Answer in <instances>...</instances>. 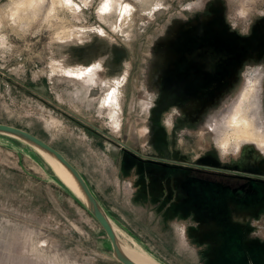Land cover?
I'll use <instances>...</instances> for the list:
<instances>
[{
    "label": "rangeland",
    "instance_id": "374dc122",
    "mask_svg": "<svg viewBox=\"0 0 264 264\" xmlns=\"http://www.w3.org/2000/svg\"><path fill=\"white\" fill-rule=\"evenodd\" d=\"M214 20L254 42L230 64L228 93L215 87L199 108L161 116L166 141L153 150L161 54ZM251 74L264 122V0H0V123L58 150L119 237L161 264H264V183L177 171L199 164L264 177V148L222 147L216 131ZM0 264H120L51 162L2 134Z\"/></svg>",
    "mask_w": 264,
    "mask_h": 264
},
{
    "label": "flooded vegetation",
    "instance_id": "af4514ba",
    "mask_svg": "<svg viewBox=\"0 0 264 264\" xmlns=\"http://www.w3.org/2000/svg\"><path fill=\"white\" fill-rule=\"evenodd\" d=\"M183 31L177 35L179 38L175 36L168 44L172 54H168L166 50L161 54L164 56L163 63L159 68L154 88L155 100L153 107L149 109L148 116V125L151 130L147 135V141L150 143L149 148L153 150L166 141L164 134L166 130L160 123L162 122L161 116L172 107L178 108V105H180V110L185 112L199 108L201 104L199 96L211 94L215 87L220 91L221 86V90L225 89L228 93L231 90L230 72H228L230 64L245 53L254 42L249 37H241L237 32L223 27L215 20L196 24ZM170 122L176 123V121ZM91 127L96 126L91 125ZM92 131L111 143H114V140L119 141L104 136L100 130L96 131L93 128ZM116 145L119 146V144ZM122 150L130 152L126 148ZM129 154L137 159L133 153ZM145 159L149 163L153 162L162 166L174 165L171 163L173 161L169 162L160 157ZM203 159H200L201 162H205ZM178 167L185 172L236 176L264 183V177L255 173L209 170L207 166L199 164L192 166L181 164Z\"/></svg>",
    "mask_w": 264,
    "mask_h": 264
},
{
    "label": "bare ground",
    "instance_id": "6f19581e",
    "mask_svg": "<svg viewBox=\"0 0 264 264\" xmlns=\"http://www.w3.org/2000/svg\"><path fill=\"white\" fill-rule=\"evenodd\" d=\"M246 77L248 80H251L248 81L249 84L246 87L242 88L241 100L236 105L229 106L225 109L223 118H221L216 126L218 133L221 130V137L219 136L220 139L218 142L222 147H227L232 142L235 145L248 143L254 144L257 149L264 148V122L260 113V76L259 74H251ZM36 149L51 162L59 178L71 193L84 203L85 198L70 173L51 155L38 148ZM113 230L117 235L118 245L121 251L135 264H161L153 257L148 256L138 245L132 246L121 239L114 226Z\"/></svg>",
    "mask_w": 264,
    "mask_h": 264
},
{
    "label": "water",
    "instance_id": "95a60500",
    "mask_svg": "<svg viewBox=\"0 0 264 264\" xmlns=\"http://www.w3.org/2000/svg\"><path fill=\"white\" fill-rule=\"evenodd\" d=\"M93 128L96 131L99 130L97 127ZM0 134L21 141L28 146L33 145L34 147L44 151L45 153L51 155L55 160H57L70 173L77 186L79 187L81 193L83 194L85 198L84 203L78 200V198L74 195L73 196L78 200V202L84 207V209L92 216V218L102 229L109 243L113 259L120 264H135L121 251L118 245L117 235L113 230L111 221L107 217L104 209L97 201L91 190L88 188L80 173L59 151H57L55 148H53L40 138L36 137L35 135L8 124L0 123ZM116 142L117 144H119V141Z\"/></svg>",
    "mask_w": 264,
    "mask_h": 264
},
{
    "label": "crops",
    "instance_id": "0c3cea01",
    "mask_svg": "<svg viewBox=\"0 0 264 264\" xmlns=\"http://www.w3.org/2000/svg\"><path fill=\"white\" fill-rule=\"evenodd\" d=\"M177 171H183V170H181V169H178ZM101 205V204H100ZM106 213V212H105ZM107 215V214H106ZM108 217V216H107ZM109 218V217H108ZM110 220V219H109ZM112 223V222H111ZM115 228V227H114ZM119 236V235H118Z\"/></svg>",
    "mask_w": 264,
    "mask_h": 264
}]
</instances>
